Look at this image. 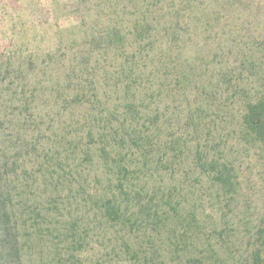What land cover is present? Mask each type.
<instances>
[{
	"label": "trees",
	"instance_id": "trees-1",
	"mask_svg": "<svg viewBox=\"0 0 264 264\" xmlns=\"http://www.w3.org/2000/svg\"><path fill=\"white\" fill-rule=\"evenodd\" d=\"M50 2L58 7L47 13L48 26L12 30L8 44L15 77H22L19 83L33 78L29 94L21 93L23 98L16 102V136L29 139L21 140L19 147L22 143L28 148L15 153L13 165L19 169L27 162L31 170L35 166L51 175L52 161L61 170L56 172L50 191L55 190L46 195L44 208L29 196L21 200L25 196L22 185L30 195L34 188L18 174L10 189L13 195L0 189V264H22L28 239L33 249H39L40 259L56 263L59 243L55 241L57 228L48 220L49 207L57 214L64 209L67 215L76 213L75 222L84 224L85 231L92 232L96 219L109 229L128 225L137 235L124 233L119 242L125 254L133 257L131 264H264L263 207L249 221L237 210L235 228L231 219L224 220V213V224L216 227L202 224L203 209L194 201L205 182L217 204L220 199L225 207L235 203L236 210L240 201H246L251 210L244 181L217 148L229 144L228 140L234 146L236 134L247 150L254 149L255 156L264 159V83L252 84L246 93L239 70L236 88L246 98L237 111L238 124L206 118L215 111L210 105L217 94L221 99L235 90V83L227 79L230 72L235 77L229 60L214 66L215 52L225 57L220 46L229 39L233 43V37L259 46L264 43V0H247L242 18L220 14L214 2L155 0L158 11H149L148 4L140 9L128 33L131 39L122 34V19L108 11V0ZM166 8L173 9L177 18L158 14ZM176 23L178 29L173 28ZM217 35L226 39L211 40ZM195 45L199 54L193 64L186 65L173 55L175 47L183 56L186 47ZM207 49L208 56L200 55ZM172 88L183 89L175 90L181 92L179 99ZM164 90L171 103L162 96ZM220 111L222 116L230 113L228 107ZM2 175L0 183L6 181ZM26 178L33 179L32 175ZM190 183L199 189L193 191ZM184 188L193 195L188 207L183 206L188 200ZM178 192L180 198L172 199ZM23 207L28 209L26 223L20 221ZM206 217L212 220L211 215ZM22 227L27 228L26 241L19 234ZM147 229L153 233H146ZM67 231L73 249L78 232L71 222ZM92 237L81 240L79 234L77 244L88 247ZM69 248L68 257L79 261L80 251L68 253Z\"/></svg>",
	"mask_w": 264,
	"mask_h": 264
},
{
	"label": "rangeland",
	"instance_id": "rangeland-1",
	"mask_svg": "<svg viewBox=\"0 0 264 264\" xmlns=\"http://www.w3.org/2000/svg\"><path fill=\"white\" fill-rule=\"evenodd\" d=\"M63 1H69V0H63ZM77 1L80 0H75ZM154 1V3H152ZM202 3L205 1L204 5H209L210 3L214 2L218 8L220 9V14L224 13L230 15L231 17L235 18L240 17L241 10H244L245 3L247 0H201ZM109 7L107 8L109 12H111V15L117 14L122 19V26L121 31L122 34L126 39H131L132 37L129 36L130 30L133 28V24L135 25V19L140 17V9L143 8L145 5H150L148 9L149 11L157 12L158 8H156L155 0H108ZM184 5V4H183ZM58 7V4H54L50 2V0H0V168L1 173L4 174L1 177L6 179L5 182L0 183V189L5 193V189L9 190V194L13 195V191L10 190L13 187H15V181L13 180L15 177V174H18L17 176L22 179V181L28 183L31 185V188H34L33 193L27 194L28 189L22 185L23 189L20 191L24 192V195H21V200H24L25 197H28L30 200L34 199L36 202L39 203V208H44V205L46 203V195L49 194V192L54 191L51 190L54 187V181L56 172L60 173V168L57 166H52V161H50V169L54 173L49 175L47 174V171L44 169H40L39 171L35 166L27 162L20 166V168L16 169V167L13 165L14 163V155L15 153H24V151L27 150L28 147L22 146V143L19 147V144L23 139H29L24 138L21 135L17 138L16 132L17 128L16 125L14 126V120L16 114V102L18 98H23L21 93H24L25 96L29 93L27 92L30 90L31 84L33 83V78L29 77L27 80H23L22 83H19V81L22 80V77H15V73L13 71L12 60L11 57L8 56L10 53V48L8 47L9 42H11L12 36V30H18L20 28H26L28 30H33L34 28L40 29L43 26H48L50 22L49 16H47V13L52 10H56ZM195 8V7H193ZM167 10L163 13L160 12L158 14L160 15H167L171 19H176L177 16L174 13L173 9L166 8ZM263 9V7L261 8ZM191 7H189L188 10L190 11ZM264 10V9H263ZM139 12V13H138ZM166 17V16H165ZM187 18H190V14L187 15ZM235 21V19H234ZM233 25V24H231ZM180 24L178 25L173 24V28L178 29ZM241 37H245L241 36ZM222 40L226 39L225 36L217 35L215 38H211V40ZM229 39V37H228ZM102 41V40H101ZM107 41V40H105ZM231 41H234L233 43L230 42L226 44H221L220 49H222V52L226 54L225 57L222 56V53L217 51H212L211 55L215 52L216 57L213 60V65L215 63L216 67H218L223 62L224 59L229 60L230 68H232V72H235L234 75L230 73H227V79L231 82V84L235 83V90L232 89V91H229L227 93H224L221 96V99H218L219 95H216V101L211 104L210 108L214 109L213 112H208L206 119H211L215 121L216 123L220 124H230L235 123L238 124L240 116L237 111L241 108V102L243 99L246 98L244 93H241L238 91L239 85L237 83L239 82V79H241V76H238V72L240 70V73L243 74V81L241 87L245 88V92H249V88H251L254 83H264V43L262 45H258L256 43H252L244 40H235V37L231 38ZM100 42V41H99ZM103 42V41H102ZM256 44V45H254ZM199 45L195 46H189L186 47V50L184 51V54L182 56V53L179 52L178 47L173 49V55H178V57H181L182 60H185L186 65L193 64L195 62V59L197 58V55L199 54ZM129 51H132V48H129ZM210 51L209 49L205 51H200V55L202 56H208L207 53ZM210 54V53H209ZM210 56V55H209ZM157 59V57H155ZM149 62V61H148ZM163 64L167 62V58L162 59ZM214 65V66H215ZM241 67V68H240ZM182 71L184 73H187V70L185 67H183ZM28 81V84H27ZM245 81H248L247 83ZM22 85V86H21ZM175 96L179 99L181 95V92H177L175 90H183L172 88ZM233 92H235V96L233 94L232 98L226 99V97H229ZM246 92V93H247ZM16 93V95H15ZM167 94H169L166 91ZM165 93V90L162 91V96L164 95L166 98H168V102L171 103V98ZM170 95V94H169ZM249 95V93H248ZM175 104L177 102H174ZM220 107H228V113L226 116H222V113L220 111ZM220 111V112H218ZM223 111V110H222ZM25 117L31 122V118L28 117V113H24ZM183 115H180L178 119L182 120ZM28 122V123H29ZM29 129V128H28ZM20 141H19V140ZM210 140V138H209ZM214 142L219 139H213ZM239 141V142H238ZM229 144H226V146L221 143L220 147L217 148L220 152L222 151L221 157L227 158L228 160L232 161L235 167L236 172L239 174V178L244 181L243 188H245L247 191V195L249 196V199L251 201V210H248L246 201L242 202L240 201L237 205V208L235 210V203H230L229 207H225V203L222 199L220 201L216 202L215 195L210 192L206 188V183H203V186L200 188L197 198L194 201H197L201 208L203 209V216H200L202 219V224H212L216 225V227H221L222 224H224L223 221V214L227 213L224 220L231 219V225L235 228V213H237V210L242 211V214L244 215V218L249 221L252 217V215H256L262 212L264 209L263 205V195H264V187L260 188V186L263 183L264 180V159L260 158L258 156H255V150H247L248 146L244 144V142L237 139V136L235 134V145L231 146L230 144L233 143V141L228 140ZM214 153H216L214 151ZM33 153H30L32 156ZM214 155V154H213ZM190 156L187 158L186 161ZM50 159V158H49ZM63 164V163H62ZM18 166V165H17ZM32 172V174H30ZM38 171V172H37ZM16 172V173H15ZM42 172V174H40ZM31 178L27 180L25 177L31 176ZM173 183H176L175 181ZM187 185V184H186ZM20 187V188H22ZM190 187L193 189V191H197L199 189V185L195 183H190ZM188 195V200L183 204L184 207H188L192 205L193 201V195H190L187 192V189L184 188ZM192 191H190L191 193ZM6 194V193H5ZM197 194V193H196ZM179 192L176 196H174L172 199H179L180 195ZM211 197V199L209 198ZM206 200H205V199ZM176 199V200H177ZM11 202L14 204L15 197L12 199ZM210 201V202H209ZM61 202V201H58ZM212 203L214 205H212ZM250 203V202H249ZM62 208V205L59 206ZM192 207V206H191ZM263 207V209H262ZM180 208H183L180 206ZM191 209V208H190ZM231 209V212H230ZM23 210V218L20 219V221L24 220L26 223V219L28 220V209L26 210V207L22 208ZM65 212H60L57 214L56 211L52 210L49 207V215L48 220H52L54 223L52 224L54 227L57 228V231L55 233L56 238L55 241L59 243L57 252L60 254L59 257L56 258L55 264H69L68 262H72V264H131L133 257L130 255L125 254L123 251L124 249L120 246V236L124 233L127 235H130L129 237L136 236L137 233L134 232V230H128L130 229L128 225L125 226L122 224H116V226H112L111 229H109L108 225H105L102 220L96 219L95 220V228L89 231H85L84 224L81 225V223H76L75 218L77 217L76 213H72L70 215H67V210L64 209ZM230 214H228V212ZM247 211V213H246ZM207 215H211V218L206 217ZM247 215V216H246ZM143 218V216H140V219ZM249 218V219H248ZM71 222L75 226L76 231L78 232L75 236V247L73 249L69 248V241L70 236L67 235V223ZM30 220L28 224H30ZM27 224V225H28ZM21 225V224H20ZM51 225V224H50ZM169 227V226H168ZM82 229V230H81ZM242 229V228H241ZM131 232V233H130ZM150 233L151 231L149 229L146 230V233ZM130 233V234H129ZM153 233V232H151ZM164 232H161L160 234H163ZM19 234L22 235V240H27V228L22 227L19 231ZM81 234V240L85 238L86 236H89L90 234L93 235L92 237V244L90 246L86 247L83 244H77L79 242L78 235ZM33 237V236H30ZM157 241V239H156ZM30 239H28V242H25V247L23 249V263L22 264H46L44 259L39 258V253L37 251L38 248H32L29 244ZM131 243V242H130ZM157 246L159 247L161 245L160 242H158ZM132 247V243H131ZM69 248L68 253H78L80 251V257L79 261H76L73 258L68 257L66 254V249ZM41 253V252H40Z\"/></svg>",
	"mask_w": 264,
	"mask_h": 264
}]
</instances>
